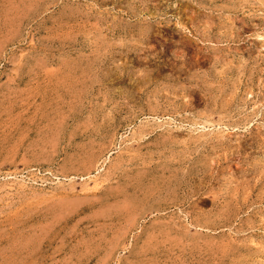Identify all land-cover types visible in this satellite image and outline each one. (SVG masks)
<instances>
[{"label": "rangeland", "instance_id": "rangeland-1", "mask_svg": "<svg viewBox=\"0 0 264 264\" xmlns=\"http://www.w3.org/2000/svg\"><path fill=\"white\" fill-rule=\"evenodd\" d=\"M0 264H264V0H0Z\"/></svg>", "mask_w": 264, "mask_h": 264}]
</instances>
